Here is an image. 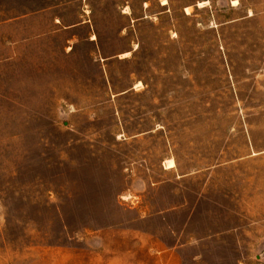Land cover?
<instances>
[{
    "label": "rangeland",
    "instance_id": "obj_1",
    "mask_svg": "<svg viewBox=\"0 0 264 264\" xmlns=\"http://www.w3.org/2000/svg\"><path fill=\"white\" fill-rule=\"evenodd\" d=\"M161 1L0 0V264H264V0Z\"/></svg>",
    "mask_w": 264,
    "mask_h": 264
},
{
    "label": "crops",
    "instance_id": "obj_2",
    "mask_svg": "<svg viewBox=\"0 0 264 264\" xmlns=\"http://www.w3.org/2000/svg\"><path fill=\"white\" fill-rule=\"evenodd\" d=\"M162 1H163V0H162ZM162 1H161V7H165L166 4H167L168 2H167L166 4H163ZM201 1H206V4H207V3H208L209 1H211V0H201ZM201 1H198V3L201 2ZM230 1H231L232 4H233V0H230ZM240 2H241V0H237V4H239ZM145 3H147V2H145ZM198 3H197V4H198ZM206 4H205V5H206ZM237 4H233V5H237ZM205 5H204V6H205ZM189 7H191V6L189 5V6H187L186 8H189ZM202 7H203V6H202ZM186 8H185V9H186ZM165 10H166V9H164L163 11H165ZM186 10H187V9H186Z\"/></svg>",
    "mask_w": 264,
    "mask_h": 264
},
{
    "label": "bare ground",
    "instance_id": "obj_3",
    "mask_svg": "<svg viewBox=\"0 0 264 264\" xmlns=\"http://www.w3.org/2000/svg\"><path fill=\"white\" fill-rule=\"evenodd\" d=\"M234 1H237V0H234ZM166 2H167L166 0H163L162 1L163 4H166ZM200 6H203V5L200 3ZM168 163H169L168 164L169 165L168 167H173L174 166V162L172 160H169Z\"/></svg>",
    "mask_w": 264,
    "mask_h": 264
}]
</instances>
